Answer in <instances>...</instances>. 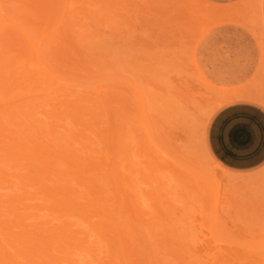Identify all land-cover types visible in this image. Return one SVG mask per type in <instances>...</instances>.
Masks as SVG:
<instances>
[{
  "label": "rangeland",
  "instance_id": "1",
  "mask_svg": "<svg viewBox=\"0 0 264 264\" xmlns=\"http://www.w3.org/2000/svg\"><path fill=\"white\" fill-rule=\"evenodd\" d=\"M61 1L0 0V227H9L0 229V264H264V175L226 170L204 148L223 95L251 87L249 79L244 86L235 78L234 52L242 36L259 50L260 41L264 51L261 0ZM54 11L58 22L48 27L45 20ZM33 26L44 31L41 43L34 39L42 60L37 52L27 53L25 42H17L20 32H35ZM15 30L19 37L12 35ZM6 34L17 44L7 45ZM11 56L22 62L14 63ZM10 65L8 76L3 75ZM27 174L30 182L24 181ZM146 174L149 180H139ZM75 178L83 184L77 183L78 194L85 192L79 204L72 201L77 204L62 209L63 197H75ZM93 183L100 187L94 195L97 190L88 193ZM55 186L62 197L52 191L47 197ZM81 204L100 210L86 212L91 217L85 219L75 211ZM136 207L142 210L141 222L134 220L136 209L131 214ZM18 216L23 220L15 222ZM125 224L132 230L124 239ZM100 225L111 232L103 231L111 241L103 242V232L94 231ZM26 233L32 237L17 242ZM43 240L54 242L46 253L64 260L42 254ZM124 245L132 251L126 254Z\"/></svg>",
  "mask_w": 264,
  "mask_h": 264
},
{
  "label": "crops",
  "instance_id": "2",
  "mask_svg": "<svg viewBox=\"0 0 264 264\" xmlns=\"http://www.w3.org/2000/svg\"><path fill=\"white\" fill-rule=\"evenodd\" d=\"M244 39L239 38L240 46L234 52L235 78L244 86L249 79L251 87L223 95L226 99L213 110L204 148L216 165L260 176L264 175V101L257 96L264 97V51L260 41L259 50L251 39Z\"/></svg>",
  "mask_w": 264,
  "mask_h": 264
},
{
  "label": "bare ground",
  "instance_id": "3",
  "mask_svg": "<svg viewBox=\"0 0 264 264\" xmlns=\"http://www.w3.org/2000/svg\"><path fill=\"white\" fill-rule=\"evenodd\" d=\"M4 1H5V0H4ZM39 1H40V0H39ZM41 1H42V0H41ZM59 1H60L59 3L62 2L61 0H59ZM63 1H65V0H63ZM54 2L56 3V1H54ZM261 2H262V6H264V0H261ZM47 3H48V2H47ZM52 4H53V3H52ZM56 4H58V1H57ZM56 4H55V5H56ZM66 4H67V0H66ZM55 5H52V7H53V6L55 7ZM60 5H61V4H60ZM42 6H43V5H42ZM49 6H50V5H49ZM56 6H57V5H56ZM68 6H70L69 3H68ZM18 7H19V6H18ZM20 7H21V6H20ZM37 7H38V6H37ZM44 7H48L47 4H45ZM57 7H58V6H57ZM58 8H59V7H58ZM40 9H41V8H38V9L36 8V10H38V12H39V11L43 12V8H42L41 10H40ZM49 9H50V8H49ZM53 9H54V8H53ZM34 11H35V10H34ZM24 12H25V11H24ZM26 12H27V11H26ZM29 12H30V11H29ZM50 12H51V11H50ZM50 12H49V13H50ZM16 13H17V12H16ZM35 13H36V12H35ZM35 13H34V15L36 16ZM49 13H47V14H49ZM58 13H59L58 11H57V12L54 11L52 15L49 14V18H46L45 22H46V24H48V25H47L48 27H49V25H51V24H54V25L57 24V22H58V21H57V19H58V18H57V17H58ZM39 14H40V13H39ZM23 15H24V13H23ZM25 15H26V16H25ZM25 15H24V17H28L27 14H25ZM34 15L31 14V16H34ZM1 16H3V15L1 14ZM4 16H5V15H4ZM4 16H3V17H4ZM35 16H34L32 19H34ZM39 16H40V15H39ZM47 16H48V15H46V17H47ZM3 17H2V18H3ZM41 17H42V16H41ZM43 17H44V16H43ZM37 18H39V17H37ZM44 18H45V17H44ZM26 20H27V19H26ZM28 20H29V19H28ZM34 20H35V19H34ZM0 22H1V20H0ZM4 22H7V20H6L5 18H4ZM29 22H30V21H29ZM30 23H31V22H30ZM32 23H33V22H32ZM27 24H28V22H27ZM33 24H34V23H33ZM33 24H32V25H33ZM38 24H39V23H38ZM41 24H42V23H41ZM72 24H73V23H72ZM21 26H22V25H21ZM29 26H30V25H29ZM38 26H39V25H38ZM40 26H41V25H40ZM262 26H264V23H262ZM27 27H28V26H27ZM57 27H58V25H57ZM21 28H22V27H21ZM25 28H26V27H25ZM29 28H30V27H29ZM33 28H34V26H33L31 29L34 30L35 28H34V29H33ZM41 28H42V27H41ZM15 29H16V28H15ZM23 29H24V28H23ZM26 29H27V28H26ZM31 29H30V30H31ZM45 29H46V28H45ZM48 29H49V28H48ZM18 30H19V29H18ZM18 30H17V31H18ZM17 31L15 30V33H14V31H13V32H12V33H13L12 35L17 34L18 32H20V31H18V32H17ZM28 31H29V29H28V30H24V33L20 32L21 34H23V35H22L23 38H21V40H20V39L17 40V42H18V41H20V42L22 41V42H21L22 44L25 42V43H24L25 46H26V44H27V46H28V48H29V51L27 50V53H30V55H33V56H34V53L37 52V51L39 50V49H38V50L36 49V47H38L37 45H38L39 43H38L37 40H36V42H37V43H36L34 39H35V38L38 39L39 42L41 43V42L43 41L42 39H44V38H42V37H44V36H42V35L44 34V33H43L44 31L41 33L40 30H38V28H37L36 30H34L35 32H33V33H31V34H29L30 32H28ZM45 31H46V30H45ZM46 32H47V31H46ZM7 33H8V31H7ZM20 33L17 34L18 37H19V35H21ZM8 34H10V33H8ZM8 34H6V35H8ZM3 36H4V35H3ZM8 36H9V35H8ZM49 36H50V35H49ZM10 37H11V35L9 36V38H6V39H10V40H9V41H10L9 43H8V40L6 41V39H5V42H7V45H8V44L12 45V44H14V43L17 44V42H16V41L13 42V40H12L13 38H10ZM0 38H1V37H0ZM41 38H42V39H41ZM63 38H64V37H63ZM49 39H51V38H49ZM14 40H15V38H14ZM52 40H53V38L50 40V42H51ZM11 41H12V42H11ZM0 42H2V41H0ZM20 42H18L19 45H20ZM11 43H12V44H11ZM1 44H3V43H1ZM16 44H15V46H17ZM36 44H37V45H36ZM47 44H48V43H47ZM40 45H41V44H40ZM12 46H13V45H12ZM21 46H22V45H21ZM17 48H19V47H17ZM39 48H40V46H39ZM40 49H41V48H40ZM46 49H47V48H46ZM17 50H18V49H17ZM21 50H22V49H21ZM23 50H24V49H23ZM36 50H37V51H36ZM31 53H32V54H31ZM46 54H47V53H46ZM22 55H23V54H22ZM47 55H48V54H47ZM35 56H36V58H38V59L40 58V60H42V59H41V56L38 55V52H37V54H35ZM2 57H3V56H2ZM2 57H1V59H2ZM11 57H12V56H11ZM13 57H14V56H13ZM13 57H12V59H13ZM30 57H31V56H30ZM14 58H15V57H14ZM19 58H20V57L17 56V57L15 58V60H14V63H16L17 61H18L17 63H19ZM23 58H24V55H23ZM3 59H4V58H3ZM3 59H2V60H3ZM25 59H26V58H25ZM33 59H34V58H33ZM28 60H29V59H28ZM44 60H45V59H44ZM3 61H4V60H3ZM3 61H2V63H3ZM15 61H16V62H15ZM24 61H25V60H24ZM26 61H27V59H26ZM30 61H31V60H29V62H30ZM33 61H34V60H33ZM50 61H51V60H50ZM10 62H11V65H12V64H13V60H11ZM10 62H9V63H10ZM21 62H22V60H21ZM21 62H20V63H21ZM4 63H5V62H4ZM20 63H19V64H20ZM42 63H43V62H41V65H42ZM0 64H1V63H0ZM45 64H46V63H45ZM11 65L9 66V68H6V72L3 71V72H4L3 75H5V74L7 75V74L9 73L10 68H11ZM13 65H14V64H13ZM32 65H33V64H32ZM37 65H38V64H37ZM19 66H20V65H19ZM48 66H49V65H48ZM5 67H7V65H6ZM26 68H27V67H26ZM51 68H53V67H51ZM14 69H15V68H14ZM28 69H29V68H28ZM32 69H33V68H32ZM2 70H3V69H2ZM2 70H0V71H2ZM7 71H8V73H7ZM53 71H54V70H53ZM22 72H23V71H22ZM43 72H44V71H43ZM24 73H25V72H24ZM24 73H23V74H24ZM44 73L47 74L48 72H44ZM23 74H22V76H24ZM28 74H29V73H26V75H28ZM0 75H2V74H0ZM6 75H5V76H6ZM20 75H21V73H20L18 76H20ZM26 75H25V76H26ZM7 76H8V75H7ZM1 77H2V76H1ZM3 77H4V76H3ZM20 78H22V77L20 76ZM26 78H27V77H26ZM28 78H29V77H28ZM57 79H58V78H57ZM0 80H1V79H0ZM20 80H24V79H20ZM3 81H4V79H3ZM8 81H9V80H8ZM8 81H7V83H8ZM4 82H6V81H4ZM19 82H20V81H19ZM4 84H5V83H4ZM2 85H3V84H2ZM9 85H10V84H9ZM1 87H2V86H1ZM7 87H8V85H7ZM10 87H11V86H10ZM136 91H138L137 88H136ZM139 91H141V90H139ZM1 92H2V90H1ZM137 93H138V95H137V100H138L140 103H144V102H141V100H142V96H143V95H141L142 93H141V94H140V92H137ZM137 93H136V94H137ZM0 94H2V93H0ZM0 96H1V95H0ZM2 97H3V96H2ZM143 101H144V100H143ZM137 103H138V102H137ZM138 104H139V103H138ZM143 105H144V104H143ZM145 105H146V103H145ZM139 106H141V105H139ZM139 106H138V107H139ZM142 107H143V106H142ZM8 110H10V109H8ZM140 110H141V108H140ZM5 111H6V110H5ZM6 112H7V111H6ZM8 112H9V111H8ZM11 112H13V111L11 110ZM4 114H5V113H4ZM79 114H82V115H83L84 113L81 112V113H79ZM80 116H81V115H80ZM5 118H6V117H5ZM8 118H9V117H8ZM141 118H142V117H141ZM77 119H78V118H77ZM7 120H9V119H7ZM20 121H21V118H20ZM16 122H17V121H16ZM23 123H24V122H23ZM23 123H22V124H23ZM144 123H145V122H144ZM29 124H30V123H29ZM4 125H5V124H4ZM35 125H36V124H35ZM7 126H8V124H7ZM90 126H91V124H88L87 127H90ZM0 127H1V126H0ZM33 127H34V126H33ZM54 127H55V126H54ZM37 128H38V127H37ZM52 128H53V127H52ZM7 129H8V128H7ZM40 129H41V128H40ZM53 129H54V128H53ZM110 129H111V128H110ZM1 130H2V129H1ZM3 130H4V128H3ZM21 130H22V129H21ZM34 130H35V129H34ZM54 130H55V129H54ZM145 130H147V129H145ZM23 131H24V130H23ZM31 131H33V130H31ZM36 131H37V129H36ZM1 132H2V131H1ZM12 132H14V131H12ZM16 132H17V131H16ZM24 132H25V131H24ZM26 132H27V131H26ZM52 132H54V131L52 130ZM112 132H113V131H111V133H112ZM36 133H38V135H40L41 130L38 131V132H36ZM146 133H147V132H146ZM150 133H151V132H150ZM150 133H148V135H150ZM14 134H16V133H13V135H14ZM21 134H23V133H21ZM30 134H32V132H31ZM42 134H43V133H42ZM44 134H45V133H44ZM52 134H53V133H52ZM26 135H27V134H26ZM36 135H37V134H36ZM113 135H116V134L113 133ZM125 135H126V134H125ZM148 135H147V138L153 139V138H151V136L148 137ZM27 136H28V135H27ZM42 136H43V135H42ZM53 136H54V135H53ZM53 136H52V137H53ZM24 137H25V136H24ZM31 137H32V136H31ZM75 137H77V136H75ZM126 137H127V136H126ZM3 138H4V137H3ZM12 138H13V137H12ZM32 138H33V137H32ZM32 138H31V140H32ZM35 138H36V140H35ZM39 138H40V137H39ZM44 138H45V137H44ZM84 138H86V137H84ZM122 138H123V137H122ZM147 138H146V139H147ZM7 139H8V138H7ZM46 139H47V138H46ZM51 139H53V138H51ZM54 139H55V138H54ZM113 139L115 140V138H113ZM116 139H117V140L114 141V142H117L118 139H119V137L117 138V136H116ZM0 140H2V139L0 138ZM4 140H5V139H4ZM24 140H25V139H24ZM40 140H41V139H40ZM40 140H38L37 136L34 137V142H35V141L38 142V141H40ZM48 140H49V139H48ZM148 140H149V139H148ZM112 141H113V140H112ZM149 141H150V140H149ZM151 141H153V140H151ZM6 142H8V141H6ZM9 142H10V141H9ZM38 143L40 144V142H38ZM44 143H45V142H44ZM44 143H43V141H42V144H44ZM4 144H5V143H4ZM69 144L71 145L72 143H69ZM44 145H46V143H45ZM47 145H48V144H47ZM47 145H46V146H47ZM50 145H52V144H50ZM113 145H114V144H113ZM41 146H42V145H41ZM46 146H45V147H46ZM0 147H1V146H0ZM8 147H9V146H8ZM10 147H11V146H10ZM45 147H44V148H45ZM113 147H114V146H113ZM65 148H66V147H65ZM67 148H69V147H67ZM121 148H122L121 146L118 147V149H119L118 151H119L120 154L122 153V152H121ZM10 149L12 150V149H14V148H10ZM28 149H30V147H29ZM41 149H42V148H41ZM47 149H49V148H47ZM61 149H62V148L60 147V150H61ZM139 149H140V148H139ZM6 150H7V147H6ZM39 150H40V147H39ZM43 150H44V149H43ZM52 150H53V149H52ZM58 150H59V149H58ZM58 150H57V151H58ZM70 150L73 152V150H72L71 148H70ZM89 150H91V148H90ZM122 150H124V149H122ZM12 151H13V150H12ZM54 151H55V150H54ZM63 151H64V150H63ZM85 151H88V150H85ZM85 151H84V152H85ZM126 151H127V150H126ZM138 151L140 152L141 150H138ZM26 152H28V151H26ZM26 152H25V153H26ZM52 152H53V151H52ZM127 152H128V151H127ZM15 153H16V152H15ZM15 153H12V154H15ZM20 153H21V152H19V154H20ZM30 153H31V152H30ZM53 153H54V152H53ZM88 153H89V152H88ZM141 153H142V152H141ZM22 154H23V153H22ZM22 154H20V155H22ZM27 154H29V153H26V155H27ZM57 154H58V153H57ZM59 154H60V153H59ZM62 154H64V152H63ZM115 154H118L117 150H115ZM124 154H125V153H124ZM23 155H24V154H23ZM35 155L37 156V154H35ZM68 155H69V154H68ZM128 155H129V154H128ZM140 155H141V154H140ZM18 156H19V155H18ZM28 156H29V155H28ZM55 156H56V154H55ZM3 157H4V156H3ZM56 157H57V156H56ZM107 157H110V156H107ZM18 158H19V157H18ZM67 158H69V156H67ZM127 158H128V157H127ZM127 158H126V159H127ZM3 159H4V158H3ZM13 159H15V157H14ZM22 159L24 160V158H22ZM26 159H27V158H26ZM59 159H60V158H59ZM64 159H65V158H64ZM107 159H110V158H107ZM15 160H16V159H15ZM60 160H62V159H60ZM71 160H72V159H71ZM128 160H129V158H128ZM106 161H107V160H106ZM18 162H19V161H18ZM68 162H70V161H68ZM111 162H112V161H111ZM129 162H130V164H131V161H129ZM53 163H54V162H53ZM55 163H56V162H55ZM70 163H71V162H70ZM106 163H107V162H106ZM89 164H90V163H89ZM108 164H109V163H108ZM116 164L119 165L118 162H117ZM116 164H115V167H117ZM128 164H129V163H128ZM149 164H150V163H149ZM53 166H54V165H53ZM69 166H72V165H69ZM90 166H94V164H90ZM128 166H129V165H128ZM111 167H112V166H111ZM22 168H23V167H22ZM24 168H25V167H24ZM113 168H114V167H113ZM126 168H127V167H126ZM156 168H157V166H156ZM46 169H47V168H46ZM91 169H92V168H91ZM128 169H129V168H128ZM134 169H136V168H134ZM150 169H151V174L154 175L156 169H155V168H150ZM150 169H149V170H150ZM132 170H133V169H132ZM1 171H2V170H1ZM117 171H118V170H117ZM137 172H139V171H136L135 173H137ZM189 172H190V171H189ZM2 173H3V172H2ZM67 173H68V172H67ZM115 173L118 174V175H120L119 172H118V173L115 172ZM122 173H123V172H122ZM133 173H134V172H133ZM141 173H142V172H140V174H141ZM19 174H20V173H19ZM75 174H76V173H75ZM131 174H132V173H131ZM143 174H144V173H143ZM23 175H24V174H23ZM25 175H26V174H25ZM25 175H24V177H25ZM27 175H29V174H27ZM148 175L150 176V174H148ZM153 175H152V178H153L154 176H156V177L158 178V175H157V174H155L154 176H153ZM30 176H32V175H29V176H27L26 178H24V177L22 176V179H23V178L26 179V180H24V181H27V180H28V181H29V180L31 181V179H27V178H29ZM77 176H79V174H78ZM111 176H112V175H111ZM126 176H127V175H126ZM128 176H130V175H128ZM128 176L125 177V178H128ZM143 176H145V177L140 179V177H141V175H140V176H139V180H142V182H144V181L146 182V179L149 180V176H147V174H146V175H143ZM34 177H35V176H34ZM36 177H38V176H36ZM42 177H43V176H42ZM72 177H73V176H72ZM104 177H105V176H104ZM113 177H114V176H113ZM131 177H132V176H131ZM131 177H130V178H131ZM3 178H4V177H3ZM76 178H78V177H76ZM76 178H75V181H76V182H74V183H76V184H77V183L81 184V182H78V181H77L79 178H78L77 180H76ZM88 178H89V177H88ZM22 179H21V180H22ZM68 179H70V181H71V178H68ZM119 179H120V178H119ZM132 179H133V178H132ZM3 180H4V179H3ZM40 180H41V178H40ZM111 180H112V179H111ZM122 180H123V179H121V181H122ZM133 180H134V179H133ZM150 180H151V179H150ZM153 180H155V179L153 178ZM157 180H158V179H157ZM157 180H156V181H157ZM30 181H29V182H30ZM32 181H33V180H32ZM59 181H60V180H59ZM124 181H125V180H124ZM135 181H136V180H135ZM34 182L37 183L35 180H34ZM38 182L41 183L40 181H38ZM82 182H83V181H82ZM125 182H126V181H125ZM127 182H128V179H127ZM129 182L131 183V181H129ZM142 182H141V183H142ZM152 182H153V181H152ZM117 183H118V182H117ZM117 183H116V184H117ZM120 183H122V182H120ZM120 183H119V184H120ZM148 183H150V182H148ZM23 184H24V183H23ZM41 184H42V185H45L44 183H41ZM58 184H59V183H58ZM89 184H91V183H89ZM96 184H97V183H96ZM122 184H123V183H122ZM135 184H137V182H136ZM33 185H34V183H33ZM81 185H83V184H81ZM112 185H113V184H112ZM137 185H138V184H137ZM149 185H150V184H149ZM71 186H72V184L70 185V187H71ZM88 186H89V185H88ZM93 186H94V183H93V185L90 186L91 189H93V190L90 191V192L88 191L89 194H92L95 190H97V189H95L96 186H94L95 188H93ZM127 186H128V184H127ZM127 186H126V188L128 189ZM134 186H135V185H134ZM138 186H139V185H138ZM35 187H36V185H35ZM42 187H43V186H42ZM44 187H45V186H44ZM56 187H58V186H55L54 189H55ZM75 187H76V186H75ZM75 187H74V189H73V191H72V193L75 192V193H74V194H75V197H72L73 200L70 199V201H69V200L66 201L64 197L62 198V200L64 199V200H63V201H64L63 203L65 204V206H64V204H63V206L61 205V206H62V209H63V207H66V205H68V207H70V209H71V206L73 207L74 204H77V203H78V202H77L78 197H81V195L85 192V191L81 190V192H83V193L78 194V192H80V188H79V187H81V186L77 184V187H76V188H75ZM90 187H89V189H90ZM116 187H117V186H116ZM120 187H121V185H120ZM120 187H119V188H120ZM129 187H130V185H129ZM139 187H140V186H139ZM49 188H50V187H49ZM59 188H60V186H59L57 189H55V190H54L53 188H50L51 190L48 189V192H47L48 194L46 193V191H47L46 188H45V189L42 188V190H43V189L45 190V191L43 190V192H45V195L47 194V197H48L49 195H51V191H52V195H53V193H57L56 190L58 191ZM84 188H86V187H84ZM123 188H124V187H123ZM52 189H53V190H52ZM60 189H61V188H60ZM76 189H77V190H76ZM78 189H79V191H78ZM130 189H132V188L130 187ZM130 189H128V190H130ZM99 190H100V187H99ZM99 190L95 191V192L93 193V195H94L96 192H98ZM119 190H120V189H119ZM119 190H118V191H119ZM132 190H134V191H132V193H134V192H135V189H132ZM49 191H50V193H49ZM59 191H60V190H59ZM65 191H66V190H65ZM65 191H64V192H65ZM69 191H70V190H69ZM130 191H131V190H130ZM66 192H68V191H66ZM66 192H65V193H66ZM139 192H140V191H139ZM37 193H38V192H37ZM58 193H59V192H58ZM58 193H57V195L59 196V194H60V196H61V193H63V192H61V193H59V194H58ZM86 193H87V192H86ZM88 193H87V194H88ZM103 193H104V192H103ZM122 193H123V192H122ZM74 194H73V195H74ZM89 194H88V195H89ZM97 194H98V193H97ZM116 194H118V193L116 192ZM128 194H129V193H128ZM128 194H127V195H128ZM154 194H155V193H154ZM52 195H51V196H52ZM88 195H87V196H88ZM118 195H119V194H118ZM144 195H145V194H144ZM151 195H152V194L150 193V196H151ZM64 196H67V194H66V195L64 194ZM68 196H69V195H68ZM68 196H67V197H68ZM82 196H83V195H82ZM121 196H123V195L121 194ZM124 196H125V193H124ZM124 196H123V197H124ZM148 196H149V195H148ZM25 197H26V196H25ZM61 197H62V196H61ZM84 197H86V196H84ZM84 197H83V198H84ZM93 197H94V196H93ZM136 197H137V199H138L140 196H136ZM146 197H147V196H146ZM152 197H153V196H152ZM11 198H12V196H11ZM13 198H14V197H13ZM68 198H69V197H68ZM91 198H92V197H91ZM91 198H90V199H91ZM94 198H95V197H94ZM96 198L100 200L99 197H96ZM117 198H119V197L117 196ZM126 198H127V197H126ZM128 198H129V200L131 199L132 201H134V199H133L134 197L129 196ZM128 198H127V200H128ZM147 198H148V197H147ZM7 199H8V198H7ZM45 199H46V198H45ZM101 199H102V198H101ZM150 199H151V197H150ZM21 200H22V199H21ZM54 200H55V199H54ZM62 200H61V202H62ZM123 200H124V199H123ZM127 200H126V202L124 201V203H127ZM18 201H19V200H18ZM22 201H23V200H22ZM22 201H21V202H22ZM59 201H60V200H59ZM72 201H73V202L75 201V202H77V203H71ZM91 201H92V200H91ZM95 201H96V200H95ZM117 201H120V200L118 199ZM14 202H15V201H14ZM87 202H88V201H87ZM96 202H101V201H96ZM103 202H104V201H103ZM138 202H139V201H138ZM66 203H68V204H66ZM117 203H118V202H117ZM18 204H19V203H18ZM78 204H79V203H78ZM83 204H84V203H83ZM93 204H98V203H93ZM130 204H131V203H130ZM44 205H45V204H44ZM105 205H106L105 203H104V205H102V204L100 205V206L103 207V213H105V212H104V209H105L104 206H105ZM126 205H127V204H126ZM15 206H16V205H15ZM18 206H19V205H18ZM85 206H86V205H85ZM92 206H93V205H92ZM95 206L97 207V205H95ZM95 206H94V207H95ZM118 206H119V205H118ZM68 207H67V209H68ZM77 207L80 208V209L75 210V211L79 212V216H80L81 214H83V215H81L82 218H84V217H85L84 215H86L87 213H89L90 210H92L91 212H93L94 210H98V209L100 210V208H98V207H97L98 209L95 208V209L93 210V208H92V209L88 210V209H86L87 207L83 208L84 206H83L82 204H81V205H76V208H77ZM128 207H130V205H129ZM128 207H127V209H128ZM41 208H42V207H41ZM48 208H49V207H48ZM48 208H47V209H48ZM36 209H37V208H36ZM135 209H136L137 212H136V214H135V215H136V218H134V220H137V221L139 222V221H140V220H139V216H140V215H143V214H141L142 210H137L138 207H136V208L133 209L134 211H132L131 214H133V212H135ZM40 210H41V209H40ZM43 210H44V209H43ZM52 210H53V209H52ZM79 210H80L81 212H80ZM101 210H102V209H101ZM105 210H106V209H105ZM124 210L126 211V209H124ZM41 211H42V210H41ZM45 211H46V210H45ZM54 211H55V210H54ZM106 211H107V210H106ZM129 211H131V210H129ZM140 211H141V212H140ZM86 212H87V213H86ZM107 212H108V211H107ZM126 212H127V211H126ZM10 213H11V211H10ZM48 213H49V212H48ZM97 213H98V212H97ZM89 214H90V213H89ZM93 214H94V212H93ZM139 214H140V215H139ZM144 214H147V213L144 212ZM108 215H109V213H108ZM135 215H132V216L135 217ZM21 216H22V215H21ZM27 216H28V215H27ZM27 216H26V217H27ZM86 216H87V217H91V216H88V214H87ZM92 216H93V215H92ZM106 216H107V215H106ZM18 217H19V216H18ZM18 217H17V219H15V222H17L16 220L21 219V217H19V218H18ZM108 217H109V216H108ZM140 217H141V216H140ZM27 218H28V217H27ZM129 218L131 219V217H129ZM141 218H142V217H141ZM85 219H86V217H85ZM108 219H111V218H108ZM108 219H107V220H108ZM22 220H23V217H22L21 221H22ZM83 220H84V219H83ZM19 221H20V220H19ZM105 221H106V220H105ZM8 222H9V221H8ZM140 222H141V221H140ZM10 223H11V222H10ZM10 223H9V224H10ZM6 224H7V223H6ZM13 224H14V223H13ZM13 224H12V225H13ZM19 224L22 225L23 223L20 222ZM128 224H129V223H128ZM118 225H120V223H119ZM125 225H126V224H125ZM17 226H18V223H17ZM25 226H26V225H25ZM103 226H104V225H103ZM103 226H102V225L97 226L96 228H94V229H95L94 231H99V229H100V231H102L101 228H102ZM122 226H124V225H122ZM127 226H128V225H126L125 227L122 228L123 231H122L121 234L124 233V234H123V238H124L125 233H129L130 230H132V229H129V228H128L129 226H128V227H127ZM4 227H5L6 229L9 228V227H7V225H6V226L2 225V229H1V227H0V229L4 231V230H5ZM12 227H13V226H12ZM20 227H21V226H20ZM22 227H23V225H22ZM26 227H27V226H26ZM98 227H99V228H98ZM120 227H121V226H120ZM103 228H106V227L104 226ZM40 229H41V228H40ZM8 230H9V229H8ZM105 230H107L108 233L110 232V231H108V229H103V231H105ZM39 231H40V230H39ZM91 231H93V228L91 229ZM103 231H102V232H103ZM9 232H10V231H8V233H9ZM27 232H28V231H27ZM37 232H38V231H37ZM117 232H118V231H117ZM1 233H2V232H1ZM8 233H7V234H8ZM29 233H30V232H29ZM32 233H33V232H32ZM44 233H45V232H44ZM132 233H133V231H132ZM132 233H130L129 235H131ZM7 234H6V235H7ZM26 234H27V233H26ZM36 234H37V233H36ZM36 234H35V235H36ZM38 234H39V233H38ZM53 234H54V233H53ZM53 234H52V235H53ZM97 234L99 235L100 233L98 232ZM110 234H111V232H110ZM110 234H109V235H110ZM2 235H3V236H6L5 234H2ZM32 235H33V234H32ZM42 235H44V234L40 233L39 236H42ZM101 235H102V236L104 235V236L101 237ZM105 235L107 236L106 232H105V233L103 232V234H100V235H99L102 239L104 238L103 242H104V241H105V242H109V241H111L110 239H112V237L109 236L110 239L108 240L109 237H105ZM119 235H120V234H119ZM8 236H9V234H8ZM13 236H14V235H13ZM15 236H16V235H15ZM58 236H59V235H58ZM58 236H57V238H56V235H54V236H53V240H55L56 242H57V241H58V242H61L60 236H59V237H58ZM17 237H18V236H17ZM17 237H16V240H17V242L20 243V241H21V242H27L26 240H29V238H31L32 236H30V235H28V234H27V236L23 235L22 237H25L26 239H25V238L23 239V238H21V237H20V238H19V237L17 238ZM35 237H36V236H35ZM42 237H43V236H42ZM120 237H121V236H120ZM27 238H28V239H27ZM61 238H62V237H61ZM113 238H114V237H113ZM1 239H2V238H1ZM3 239H4V238H3ZM20 239H21V240H20ZM22 239H23V241H22ZM33 239H34V235H33ZM46 239H47V238H46ZM59 239H60V240H59ZM124 239H125V238H124ZM124 239H123V240H124ZM126 239H128V238L126 237ZM131 239H132V238H131ZM6 240H7V239H6ZM49 240H51V239H49ZM49 240H43V241L41 242V243H42V246H43V248H44L45 250L42 248V246H41V249L39 248V246H37V247H34L33 250H35V248H39L40 250H39V249H38V250L41 251L42 254L45 253V254L49 255L50 257H52L53 260H57V259H58L57 261H62L61 259H63V257H62V258H58V256H57V258L54 259V256H53V255L51 256V254L46 253V250H49V252H50V250H51L50 247H48V245H47V244H49V243H47ZM113 240H114V239H113ZM119 240H120V239H119ZM7 241H8V240H7ZM34 241H35V240H34ZM46 241H47V242H46ZM79 241H80V242L82 241L83 243L85 242V240H84V241H83V240H79ZM121 241H122V240H121ZM28 242H29V241H28ZM44 242H45L46 244H45ZM124 242H126V241H124ZM19 243H18V246L21 245V244L19 245ZM34 243L36 244V242H34ZM51 243H54V242H51ZM51 243L49 244L50 246H51ZM72 243H73V242H72ZM32 244H33V243H32ZM43 244H45V245H43ZM67 244H70V243H66V245H67ZM37 245H38V244H37ZM39 245H40V243H39ZM46 245H47V247H46ZM52 245H54V244H52ZM11 246H12V245H11ZM44 246H45V247H44ZM0 247H1V246H0ZM25 247H26V245H25ZM31 247H33V246H31ZM124 247H128V249H129V252H126V254H127V253H130V252L132 251V250L130 249L129 246H125V245H124ZM17 248H18V247H17ZM52 248H54V247H52ZM57 248H59V247H57ZM60 248H62V246H60ZM60 248H59V249H60ZM122 248H123V247H122ZM124 249H125V248H123V250H124ZM128 249H127V250H128ZM24 250H25V249H24ZM29 250H31V248H29ZM1 251H2V250H1ZM56 251H57V249H56ZM16 252H18V251H16ZM24 252H25V251H24ZM24 252H23V253H24ZM33 253H34V252H33ZM19 254H20V253H19ZM19 254H18V256H19ZM39 254H40V253H39ZM123 254H125V253L123 252ZM11 255H12V254H11ZM16 255H17V254H16ZM35 256H36V254H35ZM43 256H45V255H43ZM125 256H126V255L121 256V257L124 258ZM127 256H128V255H127ZM23 257H24V256H23ZM30 257H31V256H30ZM32 258H33V256H32ZM47 258H48V257H47ZM14 259H15V258H14ZM42 259H43V258H42ZM11 260H12V259H11ZM39 260H40V259H39ZM63 260H64V259H63ZM57 261H56V262H57ZM8 262H10V261H8ZM124 262H125V261H124ZM138 262H139V261H138ZM11 263H12V262H11ZM34 263H35V262H34ZM125 263H126V262H125ZM38 264H39V263H38Z\"/></svg>",
  "mask_w": 264,
  "mask_h": 264
}]
</instances>
